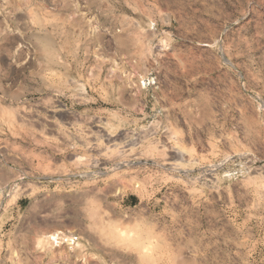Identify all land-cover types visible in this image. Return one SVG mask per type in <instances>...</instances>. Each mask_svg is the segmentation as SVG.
I'll list each match as a JSON object with an SVG mask.
<instances>
[{
  "label": "rangeland",
  "instance_id": "374dc122",
  "mask_svg": "<svg viewBox=\"0 0 264 264\" xmlns=\"http://www.w3.org/2000/svg\"><path fill=\"white\" fill-rule=\"evenodd\" d=\"M0 264H264V0H0Z\"/></svg>",
  "mask_w": 264,
  "mask_h": 264
},
{
  "label": "bare ground",
  "instance_id": "6f19581e",
  "mask_svg": "<svg viewBox=\"0 0 264 264\" xmlns=\"http://www.w3.org/2000/svg\"><path fill=\"white\" fill-rule=\"evenodd\" d=\"M50 236V235H49ZM51 237V236H50ZM52 237H53V235H52ZM54 238V237H53Z\"/></svg>",
  "mask_w": 264,
  "mask_h": 264
}]
</instances>
